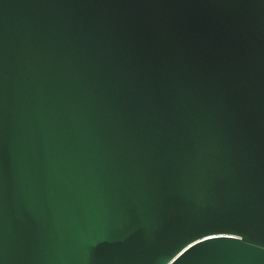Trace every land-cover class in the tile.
I'll use <instances>...</instances> for the list:
<instances>
[{
    "label": "water",
    "instance_id": "obj_1",
    "mask_svg": "<svg viewBox=\"0 0 264 264\" xmlns=\"http://www.w3.org/2000/svg\"><path fill=\"white\" fill-rule=\"evenodd\" d=\"M0 264H264V0H0Z\"/></svg>",
    "mask_w": 264,
    "mask_h": 264
}]
</instances>
